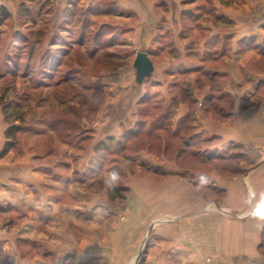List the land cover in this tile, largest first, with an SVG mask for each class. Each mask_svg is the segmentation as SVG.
Masks as SVG:
<instances>
[{"label": "rangeland", "instance_id": "1", "mask_svg": "<svg viewBox=\"0 0 264 264\" xmlns=\"http://www.w3.org/2000/svg\"><path fill=\"white\" fill-rule=\"evenodd\" d=\"M113 4L112 0H0V153L8 130L14 131L15 141L0 157V188L14 186L12 193L3 188L0 194V264H49L56 259L57 264H146V260L155 264L162 251L178 243L189 248L198 243L200 230L206 237L214 235L209 228L220 215L234 221L248 217L247 212L221 207L225 193L208 187L204 176L215 171L225 179L242 178L246 164H256L254 153L220 152L208 159L197 151L203 143L186 146L187 132L183 141L181 135L167 131L162 144L155 140L158 134L147 139L143 131L131 138L125 132L118 140L114 136L97 140L100 114L109 112L110 103L120 98L119 91L132 79L135 50L127 37L141 21L136 13L123 9L118 13ZM147 109L138 108L142 119ZM145 152L157 163L167 161L172 170L163 173L158 167L154 172L130 157ZM23 156L32 163H66L58 171L68 184L51 190L53 195L41 197L39 203L58 213L55 221L42 223L29 214L37 204L27 195H22L25 208L12 205L19 189L25 194L31 189L6 179L21 169L18 162ZM183 169L189 187L178 179ZM166 176L174 181L168 195L166 189H158ZM80 197L89 200L87 209L74 200ZM210 217L217 221L213 218L209 227ZM61 228L68 233L69 245L54 235ZM256 242L255 258L247 262V256L239 255L237 261L244 262L237 264H264V222ZM63 246L85 252L82 261H71L74 254L62 255ZM201 264L220 263L205 255Z\"/></svg>", "mask_w": 264, "mask_h": 264}, {"label": "crops", "instance_id": "2", "mask_svg": "<svg viewBox=\"0 0 264 264\" xmlns=\"http://www.w3.org/2000/svg\"><path fill=\"white\" fill-rule=\"evenodd\" d=\"M112 1L118 13L121 9L136 13L141 21L127 37L135 50L130 62L133 76L128 77L134 81L131 79L123 86L120 98L110 103L109 112L100 114L97 140L110 136L118 140L125 132L131 138L143 131L147 139L158 134L155 140L162 144L167 131L181 138H185L187 132L186 146L203 143L197 151L205 152L208 159L212 154L217 156L228 151H234L235 156L255 154L258 157L254 166L246 164L247 172L242 178L225 179L215 171L204 176L208 187L225 193L221 207L227 212H247L248 217L234 221L220 215L215 226L209 228L215 230L214 235L206 237L207 233L200 230L198 243L194 241L191 248L178 243L169 251H162L160 262L155 264H201L205 255H211L220 264L243 263V260L237 261L239 255L243 259L247 256L248 262L255 258L256 240L264 222V0ZM94 3L97 2L92 1ZM140 51L147 54L153 66V72L142 86L135 82L133 67L135 55ZM142 105L148 106L143 119L138 113ZM93 156L94 153L86 157V166ZM152 156L146 152L130 154L139 165H148L154 172L158 167L163 173L172 170L167 161L157 163ZM25 158L18 162L21 169L18 168L16 174L8 173L6 179L31 189L27 194L23 188L19 189L18 197L13 198L17 199V204L12 205L25 208L27 204L22 195H27L37 204L29 214L33 212V217L42 223L49 219L55 221L58 213L41 208L39 203L41 197L46 199L53 195L51 190L68 184L58 171L59 167L65 168L66 163L62 160L32 163ZM185 172L183 169L177 175L184 184L188 183L182 175ZM159 181L158 189H166L167 195L170 194L169 185L174 181L168 176ZM11 187L14 186L1 187L0 194L3 188L12 193ZM74 200L85 209L90 203L83 197ZM29 214L26 213L31 218ZM212 219H207L208 226L214 223ZM197 225L194 223V227ZM54 235L69 245L68 233L63 228ZM194 236H197L195 232ZM63 247L61 254H74L70 259L74 263L84 258L85 252ZM168 252L173 255L166 256ZM91 257L99 259L95 255ZM59 261L56 259L49 264ZM17 264L20 263L17 261ZM146 264L153 261L146 260Z\"/></svg>", "mask_w": 264, "mask_h": 264}, {"label": "water", "instance_id": "3", "mask_svg": "<svg viewBox=\"0 0 264 264\" xmlns=\"http://www.w3.org/2000/svg\"><path fill=\"white\" fill-rule=\"evenodd\" d=\"M135 69V82L141 85L145 78L153 72V66L145 52H137L133 61ZM150 230V228H149Z\"/></svg>", "mask_w": 264, "mask_h": 264}, {"label": "trees", "instance_id": "4", "mask_svg": "<svg viewBox=\"0 0 264 264\" xmlns=\"http://www.w3.org/2000/svg\"><path fill=\"white\" fill-rule=\"evenodd\" d=\"M14 131L13 130H8L6 132V139L8 140L5 144L4 147L0 153V157H3L5 154H7L15 145L14 141Z\"/></svg>", "mask_w": 264, "mask_h": 264}]
</instances>
